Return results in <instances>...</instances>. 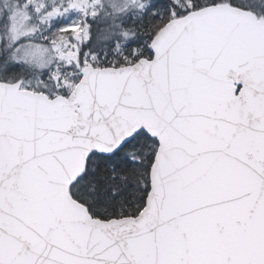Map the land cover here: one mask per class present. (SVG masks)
<instances>
[{
	"label": "snow or ice",
	"instance_id": "obj_1",
	"mask_svg": "<svg viewBox=\"0 0 264 264\" xmlns=\"http://www.w3.org/2000/svg\"><path fill=\"white\" fill-rule=\"evenodd\" d=\"M0 264H264V0H0Z\"/></svg>",
	"mask_w": 264,
	"mask_h": 264
},
{
	"label": "trees",
	"instance_id": "obj_2",
	"mask_svg": "<svg viewBox=\"0 0 264 264\" xmlns=\"http://www.w3.org/2000/svg\"><path fill=\"white\" fill-rule=\"evenodd\" d=\"M103 20H104V18H103V17H101V20L99 21V23H103Z\"/></svg>",
	"mask_w": 264,
	"mask_h": 264
}]
</instances>
